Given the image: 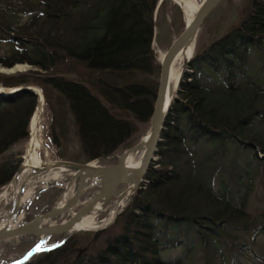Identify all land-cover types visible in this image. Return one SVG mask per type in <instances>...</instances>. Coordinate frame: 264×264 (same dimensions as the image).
Instances as JSON below:
<instances>
[{
    "label": "trees",
    "instance_id": "16d2710c",
    "mask_svg": "<svg viewBox=\"0 0 264 264\" xmlns=\"http://www.w3.org/2000/svg\"><path fill=\"white\" fill-rule=\"evenodd\" d=\"M158 1L0 0V67L39 70L0 74L2 88H21L0 91V188L21 162L16 147L37 106L23 88L42 97L58 160L72 143L75 163L122 153L144 133L159 73ZM154 157L110 227L22 264H239L245 254L264 264L251 249L264 236V212L247 210L264 175V0H241L230 26L196 44ZM170 250L176 255L162 260Z\"/></svg>",
    "mask_w": 264,
    "mask_h": 264
},
{
    "label": "water",
    "instance_id": "95a60500",
    "mask_svg": "<svg viewBox=\"0 0 264 264\" xmlns=\"http://www.w3.org/2000/svg\"><path fill=\"white\" fill-rule=\"evenodd\" d=\"M219 2L220 0H202L190 23L185 24L182 30L171 40L159 60L157 88L154 94L153 104L149 114L148 131L145 134L146 148L142 162L138 166H120L118 165V163L107 166L90 165V162L96 163L98 159L84 164L67 161L53 162V167L68 168L70 169V171H72L73 176L71 177H73V179H77L74 191L64 206L59 208L55 205V203H53V205L50 206L47 210L33 216L32 219L27 221L26 223L0 231V242L6 239L17 237L35 239L32 240L35 241V244L19 260H17L13 264H22L29 257L41 251H37V248L40 249L41 245L48 237H59L58 242L54 246L57 247L61 243H63V241H65L68 237L76 233L83 232L95 234L110 227L114 223L117 216L128 206L134 193L138 190L139 186L141 185L147 168L154 159L156 147L159 142L160 133L163 129L167 109L173 98L171 97L168 103L165 101V92L167 88V80L171 62L175 54L182 47H184L185 44L189 43L196 37L200 25L208 16L210 11ZM187 63L188 60L182 63L178 82L174 90L173 96L176 94L179 83L181 82L183 74L186 71ZM0 74L10 75L14 73L0 71ZM23 89L26 91H30L35 97L40 94L37 89L31 87H26ZM4 90L5 89L0 86V91L3 94H9L19 91L21 90V88H15L12 92L8 93ZM137 145L138 143L135 144L133 147H137ZM107 157L108 156H105L102 159H106ZM19 170L20 165L17 168L16 173ZM128 172L135 173V179L129 185L121 186L124 185V175ZM88 181L92 182L89 184ZM87 186H94L96 189L91 195H89L82 202H80V196L82 195L83 190ZM37 194L38 193H36L33 198ZM108 202H110V204L106 208V213L96 225H94L92 228H79V225L81 224L83 219L91 212V209H93L95 206L101 207L103 204ZM123 202L124 204L122 205ZM69 212H72L71 215L62 222L41 224V221L43 220L53 221L57 217L66 215ZM14 213V211L11 212V215H13ZM54 247H51L50 249Z\"/></svg>",
    "mask_w": 264,
    "mask_h": 264
},
{
    "label": "rangeland",
    "instance_id": "374dc122",
    "mask_svg": "<svg viewBox=\"0 0 264 264\" xmlns=\"http://www.w3.org/2000/svg\"><path fill=\"white\" fill-rule=\"evenodd\" d=\"M161 1H158V2L160 3ZM187 1H189L193 6L197 7L199 6L202 0H187ZM240 2L241 0H220V2L210 11L208 16L203 21L205 22V24H203L202 22L203 25L202 24L200 25L197 31L195 40H194V47L196 46L197 43H199L200 40L202 41L204 39L213 37L214 35H218L222 33L228 26H230L237 16V11L240 6ZM153 20H154V27H153V39H152L151 48L153 50V54H154L156 61L159 63L161 55L164 53V51L168 47L171 40L182 30L180 29L182 25L183 26L185 25L184 14H183L181 7L177 5L175 2H173L172 0H164L163 8L160 9L155 14V16L153 17ZM7 70H9V73L12 72L14 74L18 72L22 73L27 70L39 71L35 68H32L31 66L27 64H17L8 69L0 68L1 72L7 71ZM48 121H49V115L47 114L44 117V115L42 114L41 143L46 149V154L44 153L43 149H39L37 152L38 156L39 158L43 160L46 158L50 162L67 161V159H69L71 155L76 154V149H77L76 145L72 143L66 148L65 151H63V153L65 154L64 159L66 160L56 159L54 157V150L49 145L47 137H46ZM147 131H148V124L145 126L144 133L137 138V141L133 143L130 148H132L135 144L139 143L141 137L144 136ZM26 143L27 142L16 147L17 150H19L20 148L23 149L22 155L24 153ZM125 151H123L122 153L117 152V153L111 154L106 159L100 158L96 161V164L97 166L113 165L115 164V159L113 157L119 156L123 154ZM22 155L20 156L21 162L19 165L22 164ZM67 162H71V161H67ZM16 170L13 173L11 180L5 186L0 188V216L2 215V211L5 207L6 199H7V197L4 198L2 197V195L6 192L7 188L11 185V182L13 181L14 177L17 175ZM262 172H264V169L262 170ZM262 175H257L256 177L257 181L254 184V191L251 193L249 197L247 210L252 215L258 214L261 211L264 212V180H262L261 178ZM61 178L68 180V175L62 174ZM121 186H126V185L124 184ZM52 187L57 188L59 192H57L56 194L45 195V193L43 192H45L46 189H44L37 194V195L40 194L41 197H39V199L35 203H32L34 199L33 198L27 204V206L25 207V214L28 217L30 216L32 217V216H35L37 214L44 212L50 206H52L53 203H56L59 200V198L64 192V189H62L59 185H53ZM95 189L96 188L94 186H87L83 190L79 201L82 202L86 197L91 195ZM9 193L10 191H8V194ZM109 204L110 202L105 203L101 206V210L99 211L98 216L95 218L96 222H98V220H101V218L104 216V214L106 213V208L107 206H109ZM80 233H83V232H80ZM58 240H59V237L57 236L48 237L41 245L40 247L41 251H39L38 253L49 250L51 247H54L55 244L58 242ZM5 244H6L5 242H0V264H13L17 260H19L35 244V241L22 242L18 245H12L8 247ZM251 249L252 251L254 250V252L257 253L258 255L264 254V236L263 235L256 236L255 245L252 246ZM255 253L254 255L256 256ZM174 255H176V251L174 250L164 251L160 253V258L162 260L169 259L170 257L173 258ZM253 259L254 260L252 261L250 256H246V254L241 255L239 259V264H254V261L258 262L254 257Z\"/></svg>",
    "mask_w": 264,
    "mask_h": 264
},
{
    "label": "bare ground",
    "instance_id": "6f19581e",
    "mask_svg": "<svg viewBox=\"0 0 264 264\" xmlns=\"http://www.w3.org/2000/svg\"><path fill=\"white\" fill-rule=\"evenodd\" d=\"M177 5H179L184 14L185 24H189L194 17L197 7L193 6L187 0H172ZM194 40L185 44L174 56L169 70L167 88L165 92V101L168 103L171 97H173L174 90L176 88L180 69L182 63L189 60L193 49ZM162 56V55H161ZM161 58V57H160ZM6 72H9L6 71ZM5 92H12L13 89H5ZM38 94V93H37ZM42 114H43V100L40 94L37 95V106L34 113L30 119L29 123V137L22 155V164L20 165V170L16 173L11 185L7 188L6 192L2 197L6 198V204L0 216V231L7 228L19 226L31 220L32 217H28L25 214V207L32 200L36 193L44 190L45 188L52 185H59L64 189L63 194L59 200L55 203L57 207H62L71 197L77 179H73V173L68 168L63 167H53V162H50L46 158L43 160L38 156V150L43 149L46 154V149L41 143V131H42ZM145 135L141 137L137 147H132L126 150L123 154L119 156H114L115 164L118 163L120 166H138L144 157L145 153ZM90 165L97 166L96 163L90 162ZM62 174L68 175V180L61 178ZM116 174V173H113ZM125 182L127 186L131 184L135 179V173H126L124 175ZM92 181H88L90 184ZM8 191L10 193L8 194ZM124 202L122 203V205ZM100 206H95L91 209V212L83 219L79 228H92L98 222L95 218L98 216ZM15 212L11 215V212ZM72 212L67 213L57 217L53 221L43 220L41 224H51L54 222H62L67 217L71 215ZM99 221V220H98ZM35 240L33 238H10L3 240L6 246L18 245L22 242ZM5 246V247H6Z\"/></svg>",
    "mask_w": 264,
    "mask_h": 264
},
{
    "label": "snow or ice",
    "instance_id": "6c2138e0",
    "mask_svg": "<svg viewBox=\"0 0 264 264\" xmlns=\"http://www.w3.org/2000/svg\"><path fill=\"white\" fill-rule=\"evenodd\" d=\"M39 250H41V249L37 248V251H39Z\"/></svg>",
    "mask_w": 264,
    "mask_h": 264
}]
</instances>
